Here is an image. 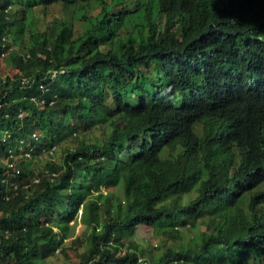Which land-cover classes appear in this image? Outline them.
Here are the masks:
<instances>
[{
    "label": "trees",
    "instance_id": "16d2710c",
    "mask_svg": "<svg viewBox=\"0 0 264 264\" xmlns=\"http://www.w3.org/2000/svg\"><path fill=\"white\" fill-rule=\"evenodd\" d=\"M158 225L149 249L129 238ZM58 252L264 258V0H0V264Z\"/></svg>",
    "mask_w": 264,
    "mask_h": 264
},
{
    "label": "rangeland",
    "instance_id": "374dc122",
    "mask_svg": "<svg viewBox=\"0 0 264 264\" xmlns=\"http://www.w3.org/2000/svg\"><path fill=\"white\" fill-rule=\"evenodd\" d=\"M18 7V6H17ZM65 13L67 14V11H65ZM32 14L29 15V20L31 18ZM57 16H61L63 17L64 14H62L60 11L59 13H57ZM47 26V22L45 23L44 21H39L38 22V28L40 30H45ZM15 48H18V46H15ZM199 130V129H198ZM79 138L76 139V137H69L67 138L64 142H63V147H75L78 142L80 141L81 136H77ZM60 155V153H58ZM52 155V154H45L42 155L40 157H37L35 159H33L30 162V167L34 168V169H38L40 167H43L44 165H46L49 161H54V160H58L59 159V155ZM113 193H117L118 190L116 189H112L111 190ZM244 196H249V194L247 193ZM243 198V197H242ZM241 198V203H242V199ZM72 225V232H71V236L70 238L67 240V245L70 244V240L73 238H76L78 236L83 235L84 233H86V225L84 223H82L80 220L77 221V223H73L71 222ZM199 227V228H198ZM196 227H190V226H186V227H182L180 228V232L181 235L184 239H187L189 237H192L193 235H196L201 229H204V226H198ZM159 231H160V227L158 226H153V227H146V226H140L137 227L134 231L133 234H131V236L129 237L130 240L136 244L142 245L144 248L149 249L152 247V244H154L155 242H157L158 240V235H159ZM157 239V240H156ZM84 248H80V251H82ZM256 263L258 264H264V258L263 257H256ZM69 260L60 252H58L56 254V256L50 258L47 261V264H69L68 262ZM253 263V262H252ZM251 264V263H249Z\"/></svg>",
    "mask_w": 264,
    "mask_h": 264
},
{
    "label": "built area",
    "instance_id": "2783aa9c",
    "mask_svg": "<svg viewBox=\"0 0 264 264\" xmlns=\"http://www.w3.org/2000/svg\"><path fill=\"white\" fill-rule=\"evenodd\" d=\"M7 135H6V137H4V141H6V139H7ZM22 142V141H21ZM13 154H14V151H13V149H9V157L10 158H12L13 157ZM7 166L8 167H10V168H13L14 169V172L16 173V174H20V168L19 167H17L16 165H15V163L14 162H8L7 161ZM37 181V180H36ZM15 189H17V185H15Z\"/></svg>",
    "mask_w": 264,
    "mask_h": 264
}]
</instances>
